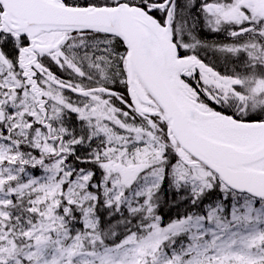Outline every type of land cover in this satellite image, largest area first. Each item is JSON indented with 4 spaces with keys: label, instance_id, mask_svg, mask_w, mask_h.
Listing matches in <instances>:
<instances>
[{
    "label": "snow or ice",
    "instance_id": "6c2138e0",
    "mask_svg": "<svg viewBox=\"0 0 264 264\" xmlns=\"http://www.w3.org/2000/svg\"><path fill=\"white\" fill-rule=\"evenodd\" d=\"M0 264H264V0H0Z\"/></svg>",
    "mask_w": 264,
    "mask_h": 264
}]
</instances>
